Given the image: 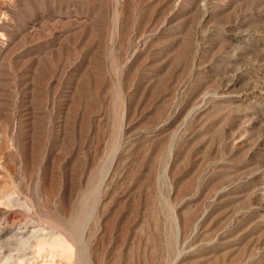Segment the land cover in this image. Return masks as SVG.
Masks as SVG:
<instances>
[{"label":"rangeland","instance_id":"1","mask_svg":"<svg viewBox=\"0 0 264 264\" xmlns=\"http://www.w3.org/2000/svg\"><path fill=\"white\" fill-rule=\"evenodd\" d=\"M0 246L264 264V0H0Z\"/></svg>","mask_w":264,"mask_h":264},{"label":"bare ground","instance_id":"2","mask_svg":"<svg viewBox=\"0 0 264 264\" xmlns=\"http://www.w3.org/2000/svg\"><path fill=\"white\" fill-rule=\"evenodd\" d=\"M29 240H30V239H28V243H29ZM26 245H27V244H26ZM0 247H1V246H0ZM5 257H6V256H5ZM9 257H10V254H9ZM5 259H7V257H6ZM4 262H5V261H4Z\"/></svg>","mask_w":264,"mask_h":264}]
</instances>
